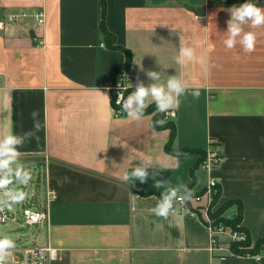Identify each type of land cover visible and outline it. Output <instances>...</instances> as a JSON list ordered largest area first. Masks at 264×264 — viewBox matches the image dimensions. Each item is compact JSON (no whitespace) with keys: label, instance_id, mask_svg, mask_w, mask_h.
<instances>
[{"label":"crops","instance_id":"obj_1","mask_svg":"<svg viewBox=\"0 0 264 264\" xmlns=\"http://www.w3.org/2000/svg\"><path fill=\"white\" fill-rule=\"evenodd\" d=\"M243 2L0 0L2 14L28 12L0 30V139L20 134L18 156L42 166L48 220L34 241L58 249L51 264H264V250L259 258L226 245L211 250L207 226L176 202L167 217L154 211L168 188L186 184L196 193L213 177L222 215L240 213L253 242L264 233V25L245 26L255 33L252 52L222 43L231 8ZM255 3L264 8V0ZM180 40L200 59L177 64ZM126 63L135 69L125 97L138 82L153 83L147 70L160 72L157 84L175 75L188 86L163 117L175 124L171 147L184 149L178 163L166 148L169 128H155L152 113L137 120L113 109L107 86ZM210 140L223 159L207 169L196 163ZM142 160L148 180L123 181Z\"/></svg>","mask_w":264,"mask_h":264},{"label":"clouds","instance_id":"obj_2","mask_svg":"<svg viewBox=\"0 0 264 264\" xmlns=\"http://www.w3.org/2000/svg\"><path fill=\"white\" fill-rule=\"evenodd\" d=\"M199 19V17H197ZM250 25L251 28L264 25V8L258 6L255 0H244L243 3L238 6H234L230 10L229 19L227 21L226 37L222 43L228 49L236 47L237 44L241 46L243 51L252 52L255 46V33L253 31H245V26ZM176 63L185 65L190 61L200 59L196 55L195 45L190 41L180 40L179 54L176 56ZM146 75L153 81V83L145 84L138 82L132 92L127 97L123 96L122 91H127L123 88L124 79L117 84L118 94L116 103L120 105L123 111L137 120H140L145 115V110L148 107V98L151 97V102L155 103L156 111L159 113H167L168 111L178 108L180 105V97L187 91L186 83L175 75H170L166 81V84H157L156 81L160 80V72L156 70H147ZM194 97H199V89H193L191 93ZM33 119V126L40 128L41 124L39 120L35 118L39 116L38 111L31 113ZM156 123H163L162 120L156 121ZM25 135H31L30 132H26ZM24 143V139L20 134L9 133L0 139V169H4L5 176L0 178V186L7 185L9 183L7 179L8 171H10L11 162L16 159L20 154L18 145ZM178 158L183 155V152L176 149L173 153ZM155 163L159 166V169H169L170 165L165 160L156 159ZM150 167L149 161L142 160L139 164L134 166L130 171L123 172L121 179L128 181L130 184L135 183L137 180L140 183H145L149 178L148 168ZM153 173V175H157ZM17 176L20 177L23 182H28V174L23 170L17 172ZM155 187L160 188L161 184L156 182ZM186 188V184L178 186H172L165 191L157 205L155 206V214L157 216L167 217L170 212L175 211L174 204L178 198L183 201H188L192 197L191 189L187 194H181L180 188ZM23 194L20 192L13 193L11 199L19 201L22 199ZM5 206H7V200H5ZM15 247V242L8 237H0V264H8L10 256V249Z\"/></svg>","mask_w":264,"mask_h":264},{"label":"built area","instance_id":"obj_3","mask_svg":"<svg viewBox=\"0 0 264 264\" xmlns=\"http://www.w3.org/2000/svg\"><path fill=\"white\" fill-rule=\"evenodd\" d=\"M28 12L22 10L20 12L11 14L0 13V30H2L6 23L15 22L26 16ZM35 20L43 21V13L36 11L33 14ZM134 65L127 63L120 67L113 78L108 84V89L111 93V103L115 111H120L121 107L116 103L118 89L117 84L122 82L124 79L123 88L127 90L131 87L132 80L134 77ZM1 86V81H0ZM127 91H122L123 96ZM170 111L164 113L166 119ZM223 155L221 151L214 145V142L210 140L209 148L205 152V156L201 160L200 164L203 168L212 169L216 167L221 160ZM219 184L213 177H209L204 188L196 193H192V197L188 201H183L178 196L176 203L180 204L183 208L189 209L192 213L197 214L204 224L207 226L210 232V244L211 250H221L225 247L231 253L234 254L227 244L231 242H244L247 240L249 234L246 229L242 226L237 225V228L227 226L222 222L216 220L215 213L217 196L219 195ZM20 192L24 196V191H19L14 188L11 183L0 186V224H16L18 226H35L43 227L48 220L47 201L38 200L34 193L25 195L24 201L21 202L11 199L13 193ZM184 194V193H181ZM22 196V197H23ZM5 200H7V206H5ZM191 202L196 203L194 207L191 206ZM252 254L256 258H259L258 253H245ZM58 257V249L51 244H41L34 241L28 245H15L14 248L10 249V256L8 264H51Z\"/></svg>","mask_w":264,"mask_h":264},{"label":"rangeland","instance_id":"obj_4","mask_svg":"<svg viewBox=\"0 0 264 264\" xmlns=\"http://www.w3.org/2000/svg\"><path fill=\"white\" fill-rule=\"evenodd\" d=\"M10 171H8L7 179L14 188L19 191H24V196L21 202L24 201L25 195L29 193H34L35 197L39 200L42 192V166L35 156H17L14 161L11 162ZM23 170L28 174V182L25 183L23 180L17 176V172ZM4 169H0V178L5 176ZM2 200L0 196V201ZM218 209V208H217ZM216 209V210H217ZM218 217H224L221 212H219ZM38 230L35 226H18L16 224H0V237H8L15 242V245L23 246L34 242ZM230 243L227 244L229 247ZM244 248L246 252L253 248L251 243L248 247Z\"/></svg>","mask_w":264,"mask_h":264},{"label":"trees","instance_id":"obj_5","mask_svg":"<svg viewBox=\"0 0 264 264\" xmlns=\"http://www.w3.org/2000/svg\"><path fill=\"white\" fill-rule=\"evenodd\" d=\"M102 31L105 35V37L108 40V45L109 46H114L112 43H113V36H111L106 30L104 27H102ZM127 64V63H126ZM125 65V64H124ZM123 66V65H122ZM122 66H119L117 68V70L122 67ZM145 113H152V117H151V123L152 125L155 127V128H169L170 130V137H169V140L167 142V145H166V148L167 150H170V151H175V149H173L171 147V144L170 142L174 139L175 137V124L172 122V121H164L163 120V116H164V113H159L156 111V106H155V103H150L148 104V107L146 108L145 110ZM158 120H162L163 123H156V121ZM182 152L184 151L181 150ZM205 156V153L202 154L201 158L198 160V162L196 163V165L200 164L201 160L203 159V157ZM188 192V189L186 188L185 190H182L180 191V193H184V194H187ZM218 197V196H217ZM217 199V198H216ZM218 209L215 210V213L214 216H216V220L218 222H222L223 224L227 225V226H231L232 228H237V225H239V220H240V213L235 216L234 218H226V217H218L219 215V212L222 213L223 211V207L220 206V207H217ZM244 228V227H243ZM245 229V228H244ZM253 244V248L250 249V250H247L249 251L248 253H257L261 250H264V233L262 234L261 237H259L258 239H256L254 242L251 240L250 236H248L247 240H245L244 242H231L229 247L231 249V251L234 253V254H245L247 253L246 250L244 248H240V247H248L250 246V244Z\"/></svg>","mask_w":264,"mask_h":264}]
</instances>
